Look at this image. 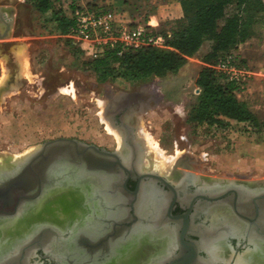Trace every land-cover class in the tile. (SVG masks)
<instances>
[{
  "label": "flooded vegetation",
  "instance_id": "af4514ba",
  "mask_svg": "<svg viewBox=\"0 0 264 264\" xmlns=\"http://www.w3.org/2000/svg\"><path fill=\"white\" fill-rule=\"evenodd\" d=\"M152 96L106 111L121 145L55 137L0 167V264H264V177L191 160L172 176L145 170L135 115ZM59 192L66 208L43 218Z\"/></svg>",
  "mask_w": 264,
  "mask_h": 264
},
{
  "label": "rangeland",
  "instance_id": "374dc122",
  "mask_svg": "<svg viewBox=\"0 0 264 264\" xmlns=\"http://www.w3.org/2000/svg\"><path fill=\"white\" fill-rule=\"evenodd\" d=\"M84 3L121 12L132 26L150 19L156 30L171 29L182 15L177 0H55L54 8L69 15L72 5ZM0 8L11 18L8 35L0 38V80L7 72L0 85V155H26L30 147L55 137L116 143V128L106 111L122 95L140 91L153 95L137 115L146 132L145 153L151 139L164 157L182 152L204 174L264 177V126L254 128L226 118L224 125L187 121L200 92L195 79L205 65L202 57L209 41L176 73L101 80L86 64L91 58L60 33L50 11H38L32 0H0ZM0 27L3 31L4 25ZM250 41V52L241 51L243 57L238 58L248 71L247 80L241 86L234 82L235 94L262 122L264 19L253 26V35L245 42ZM239 45L231 53L238 52ZM23 52L27 70L21 73L17 57ZM156 153L154 159L160 156Z\"/></svg>",
  "mask_w": 264,
  "mask_h": 264
},
{
  "label": "trees",
  "instance_id": "16d2710c",
  "mask_svg": "<svg viewBox=\"0 0 264 264\" xmlns=\"http://www.w3.org/2000/svg\"><path fill=\"white\" fill-rule=\"evenodd\" d=\"M54 1L32 0L38 11L42 13L50 11L51 20L55 22L60 33L65 35L72 25V20L61 10L54 8ZM177 2L182 11L181 17L174 19L175 23L171 29L157 30L165 37L162 47L125 49L121 55L117 53L118 46L108 47L100 56L87 60L86 64L101 80L108 77L124 79L162 77L169 72L176 73L205 41H209V50L202 57L205 65L201 67L195 79L200 92L187 121L224 125L227 122L223 118H226L247 123L254 128L264 126V121L257 120L247 102L236 96V84L228 81L214 68L226 53L252 37L253 26L264 19V1L177 0ZM73 7L75 5L71 8Z\"/></svg>",
  "mask_w": 264,
  "mask_h": 264
},
{
  "label": "built area",
  "instance_id": "2783aa9c",
  "mask_svg": "<svg viewBox=\"0 0 264 264\" xmlns=\"http://www.w3.org/2000/svg\"><path fill=\"white\" fill-rule=\"evenodd\" d=\"M67 16L72 20V25L64 37L90 58L100 56L108 47L118 46L117 53L121 55L125 49L162 47L165 42L164 35L157 32L150 19L146 24L132 26L123 13L113 9L84 3L71 8ZM238 58L235 53H226L214 68L224 73L228 81L240 85L247 80L248 71L240 65Z\"/></svg>",
  "mask_w": 264,
  "mask_h": 264
},
{
  "label": "bare ground",
  "instance_id": "6f19581e",
  "mask_svg": "<svg viewBox=\"0 0 264 264\" xmlns=\"http://www.w3.org/2000/svg\"><path fill=\"white\" fill-rule=\"evenodd\" d=\"M17 54V53H15ZM24 54V52H23ZM26 54L24 55H20L17 57V60H18V63H19V66H20V72H26L27 70V66H26ZM5 70V69H4ZM7 77V72L4 71V74H3V77L2 79L0 80V85L4 83V80L6 79ZM139 114L136 113V117L135 118H139V116H137ZM133 117V116H132ZM108 126V125H107ZM109 127V126H108ZM111 129V128H110ZM113 129V127H112ZM138 130V135L140 137H145L146 135V132L144 131L143 127L140 125L139 128L137 129ZM113 133H114V136H115V139L118 143V145H121V134L119 133V131H117L116 129L113 130ZM150 137L147 135V138ZM150 141H152L151 139L149 140L148 139V149L145 153V156H144V164H143V168L145 170H152V171H156L160 174H163L165 176H172V175H176V172L177 171H180L181 170V164H182V161H185L188 157L187 155H184V153L182 152H176L175 155L169 157V158H166L164 157L162 154H161V151L159 150L158 146H153L151 145ZM146 145V144H145ZM146 145V146H147ZM147 148V147H146ZM159 153L160 156H158L157 158H153V155L154 153ZM28 153V152H27ZM156 153V154H157ZM25 156V153L23 155H19L18 157H15V156H5V155H0V167L1 166H8L10 165L11 163H14L16 162L17 160H19V158H22ZM153 158V159H152ZM193 163H195V160H191ZM198 164V163H197ZM72 195V194H71ZM71 196H69L68 194H65V193H58L54 196L51 195V197H48V199L44 200L38 207L40 213L43 216V218L45 216H50L52 215V207H62V208H66L65 204L68 203V200ZM72 198V197H71ZM72 200V199H71ZM34 213V212H33ZM36 213V212H35ZM34 213V214H35ZM41 215V216H42ZM35 216V215H34ZM40 216V217H41ZM36 218V217H35ZM42 218V219H43ZM39 220V219H38ZM44 220V219H43ZM148 248V247H147ZM146 248V249H147ZM223 251V249H222ZM136 255V254H135ZM133 258H136V257H131L130 260H133ZM129 259V258H128ZM129 260V261H130ZM126 262V261H125ZM128 262V261H127ZM133 262V261H132ZM248 263V262H247ZM126 264V263H125ZM131 264V263H130ZM249 264V263H248ZM252 264V263H251ZM255 264H262V263H255Z\"/></svg>",
  "mask_w": 264,
  "mask_h": 264
},
{
  "label": "water",
  "instance_id": "95a60500",
  "mask_svg": "<svg viewBox=\"0 0 264 264\" xmlns=\"http://www.w3.org/2000/svg\"><path fill=\"white\" fill-rule=\"evenodd\" d=\"M11 24V18L0 8V25H4L3 31L0 30V38L8 35Z\"/></svg>",
  "mask_w": 264,
  "mask_h": 264
},
{
  "label": "crops",
  "instance_id": "0c3cea01",
  "mask_svg": "<svg viewBox=\"0 0 264 264\" xmlns=\"http://www.w3.org/2000/svg\"><path fill=\"white\" fill-rule=\"evenodd\" d=\"M92 2V1H91ZM94 2H97V1H94ZM100 6V5H99ZM248 43H252V45H253V42H245V43H242V44H240L239 45V49H238V52H236L235 54L239 57V58H242L243 56L242 55H240V53H241V51L242 52H244L245 54L246 53H249L250 52V50L252 49V47H250V48H248ZM246 48H248V49H246ZM240 50V51H239ZM247 50V51H246ZM262 54V53H261Z\"/></svg>",
  "mask_w": 264,
  "mask_h": 264
}]
</instances>
